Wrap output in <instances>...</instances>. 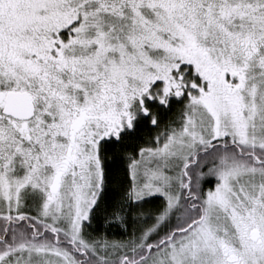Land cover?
I'll return each instance as SVG.
<instances>
[{
    "label": "snow or ice",
    "instance_id": "obj_1",
    "mask_svg": "<svg viewBox=\"0 0 264 264\" xmlns=\"http://www.w3.org/2000/svg\"><path fill=\"white\" fill-rule=\"evenodd\" d=\"M0 264H264V0H0Z\"/></svg>",
    "mask_w": 264,
    "mask_h": 264
}]
</instances>
